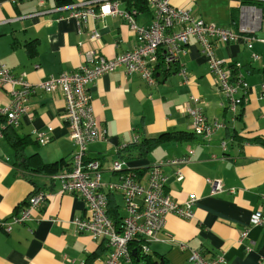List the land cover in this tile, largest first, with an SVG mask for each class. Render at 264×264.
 I'll use <instances>...</instances> for the list:
<instances>
[{"label":"crops","instance_id":"1","mask_svg":"<svg viewBox=\"0 0 264 264\" xmlns=\"http://www.w3.org/2000/svg\"><path fill=\"white\" fill-rule=\"evenodd\" d=\"M80 1L88 0H45L44 6H38L36 0H0V63L12 74H24L26 81L36 84L51 75L77 70L87 50L111 59L136 46L135 34L120 15L89 19L81 25L71 16L72 5ZM116 1L121 12L135 10L132 16L138 26L147 27L152 22L154 9L147 2V8L141 9L132 0ZM169 3L239 34L230 42H212L219 59L236 64L230 70L233 77L241 76L243 85L236 95L242 103L237 113L232 116L227 98L216 88L205 53L198 40L190 37L185 53L175 60L167 61L165 50L158 51L152 84L120 66L88 85L103 136L87 145L86 156L100 163L104 185L119 184L126 173L112 172L109 166L113 160L121 161L126 171L143 170L136 177L145 184L151 165L183 158L191 151L187 162L162 165L161 171L166 177L164 190L173 200L181 203L190 194L196 196L193 216L166 215L159 241L148 244L151 262L195 264L188 259L189 249H193L206 260L222 256L224 261L216 264H264V222L250 221L253 213L264 211V96L260 88L264 84V0ZM245 6L255 7L262 14L253 32L239 30L240 10ZM226 14L229 18L220 17ZM92 29L100 33L96 41L89 40ZM246 38L254 39L251 48ZM253 53L258 55L256 59L251 57ZM11 88L10 84L0 86V106L9 104ZM190 96L200 100L209 122H222L210 137L191 134L192 121L186 113ZM26 104L19 125L8 127L7 135L0 139V222L23 210L24 202L35 192L43 190L47 198L32 210L31 221L13 225L8 232L0 224V264H102L110 252L106 241L94 240L73 224L75 218L87 213L83 198L63 191L55 173L36 171L32 163L23 160L36 154L43 163L63 160L57 173L72 168L75 145L64 118V96L59 90L48 93L35 88ZM35 132L46 134L49 142L40 145ZM170 132L179 133L163 138L147 152L121 151L135 139L142 141ZM14 133L28 135L35 142L23 149L20 160L10 146ZM206 179L220 180L225 191L212 194ZM103 191L108 204L118 206L122 218L126 210L121 192ZM169 238L174 242L167 241ZM176 241L189 249L180 250Z\"/></svg>","mask_w":264,"mask_h":264},{"label":"built area","instance_id":"2","mask_svg":"<svg viewBox=\"0 0 264 264\" xmlns=\"http://www.w3.org/2000/svg\"><path fill=\"white\" fill-rule=\"evenodd\" d=\"M18 3L22 0H12ZM38 6H44L45 0H36ZM149 7L154 9V17L147 27L138 26L133 19L135 10L119 11L116 0H88L80 1L72 5L74 16L82 25L93 18L105 15H120L136 36L137 44L132 50L107 59L98 55L94 50H87L82 54L83 63L72 72H62L56 76L51 75L36 84L25 81L21 76L15 77L8 67L0 63V85L9 83L10 102L0 106V115L4 118L0 123V139L4 130L8 127H17L20 117L27 111V99L29 94L38 88L44 92L61 91L65 100V122L69 130V138L73 141L75 149L72 154V168L66 172L53 174L60 181L63 191L79 194L86 204V215L75 218L73 224L77 230L86 233L94 240H105L110 252L102 264H143L138 260L133 261V255L129 248L131 242L139 239L140 254L148 253V244L159 241V233L164 229L167 214H174L183 218H191L192 203L196 199L190 194L184 202L173 200L164 190L165 175L162 173L161 163L153 164L147 170L146 183L137 180V174L131 170L126 171L119 184H103L101 182V166L98 160L85 161L87 145L103 136L99 122L94 116L88 85L103 74L124 67L126 73L139 74L147 83H153V68L157 62L158 51L164 49L167 61L175 60L179 54L185 53L184 46L190 37L198 40L202 52L207 57L210 72L215 76L216 88L222 92L228 100V108L232 116L237 113L241 104L240 96L236 93L243 85L241 76L233 77L229 62L219 59L212 48L213 41L230 42L239 38V34L228 28L218 27L191 15L188 9L172 7L169 0H146ZM97 7V10L95 9ZM44 11V10H43ZM43 11H40L41 13ZM46 13L48 12L45 10ZM51 11V10H49ZM261 11L255 7L245 6L240 10L241 32H253L261 22ZM100 37L97 29H92L90 41H96ZM248 47H252V41L246 38ZM256 59L258 55L251 56ZM236 66V65H235ZM186 79L184 69L180 70ZM235 79H233V78ZM14 86H18L15 88ZM261 94L264 96V84L260 85ZM201 102L196 96H190L186 107V113L191 118L192 132L210 137L222 122H209L201 109ZM35 139L40 145L49 142V137L42 132L34 133ZM136 141V139H135ZM225 142L222 143V147ZM191 151L183 158L165 161L163 164H183L190 159ZM112 171H122L124 165L119 160H113L109 166ZM177 178L182 176L177 172ZM211 185V193L218 194L225 191L223 184L218 179H206ZM117 190L121 192L125 204V215L120 224L116 225L107 215V196L104 191ZM47 198L43 190H39L27 198L26 206L18 214L6 219L1 226L9 231L13 225L23 224L32 220L31 212L44 204ZM251 223L264 222V211L251 215ZM142 239V241H141ZM174 242V239H167ZM177 242V241H176ZM180 250L189 249L183 242H177ZM189 261L195 264H216L223 262L222 256L206 260L197 250L189 249Z\"/></svg>","mask_w":264,"mask_h":264},{"label":"trees","instance_id":"3","mask_svg":"<svg viewBox=\"0 0 264 264\" xmlns=\"http://www.w3.org/2000/svg\"><path fill=\"white\" fill-rule=\"evenodd\" d=\"M131 1V0H129ZM134 2L135 5L139 4L141 5V9L143 8H147V3L145 0H132ZM30 52L33 51V48H29ZM234 65V62L232 63V65H230V68H232ZM4 118L0 115V123L3 122ZM8 128H6L4 130V135H7V131ZM176 133L179 132H170V133H164L160 136L157 137H153V138H145L142 139V141H139L138 139L134 142H132L131 144L128 145V148H122L121 151L125 150H132V151H136V152H141V151H149L154 145H157L159 143H161L162 139L165 137H176ZM187 132H184L183 134H186ZM189 133V132H188ZM192 135L194 134L193 132L191 133ZM35 144V142H33V140L30 138V136L26 135V136H19L17 134H12L10 137V146L13 148L15 155L17 157V159H23V149L29 145H33ZM24 163H32L35 166V170L39 171V172H43V173H47V174H52V173H57V171H59L61 163L63 162V160L60 161H55V162H51V163H43L41 162V160L36 156V154H32L29 157H25L24 159ZM89 160L87 156H85V161ZM112 171V170H111ZM123 171L126 172V169H123L122 171H112L114 173H120V175L123 173ZM131 171L135 172L136 174H141L144 173V171H139L137 169H132ZM29 197V196H28ZM27 201V199H26ZM26 203V202H24ZM107 214L108 216L114 221V223L116 225L120 224L121 218L119 216V212H118V206H110V204H108L107 202ZM133 243L136 242H131L129 244V248L131 250V252L133 251L136 254V257L139 258V260L142 259L143 264H163V261L160 262H151L152 260L148 257V254H140V244L137 243L136 247H132ZM133 261H136V258L133 257L132 258Z\"/></svg>","mask_w":264,"mask_h":264},{"label":"bare ground","instance_id":"4","mask_svg":"<svg viewBox=\"0 0 264 264\" xmlns=\"http://www.w3.org/2000/svg\"><path fill=\"white\" fill-rule=\"evenodd\" d=\"M98 18H100V17H98ZM9 69V68H8ZM10 70V69H9ZM10 73L12 74V72H11V70H10ZM13 76H15V77H22L24 80H25V76H24V74H19V75H14V74H12ZM26 81V80H25ZM7 84H9V83H7ZM6 84H4V85H2V86H5ZM1 86V85H0ZM241 103H242V98H241ZM165 161H163V162H161V164L162 165H165V164H163ZM161 165V166H162ZM161 166H160V168H161Z\"/></svg>","mask_w":264,"mask_h":264},{"label":"rangeland","instance_id":"5","mask_svg":"<svg viewBox=\"0 0 264 264\" xmlns=\"http://www.w3.org/2000/svg\"><path fill=\"white\" fill-rule=\"evenodd\" d=\"M219 16V15H218ZM220 17H224V18H229V16L226 14V16H220ZM122 205L120 204V211L122 212Z\"/></svg>","mask_w":264,"mask_h":264},{"label":"water","instance_id":"6","mask_svg":"<svg viewBox=\"0 0 264 264\" xmlns=\"http://www.w3.org/2000/svg\"><path fill=\"white\" fill-rule=\"evenodd\" d=\"M131 253H132L133 257H135L136 260H138L137 257H136V254L133 251Z\"/></svg>","mask_w":264,"mask_h":264}]
</instances>
